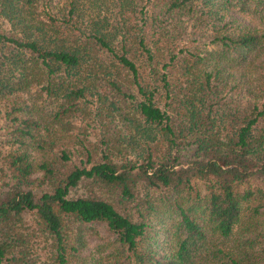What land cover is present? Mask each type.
<instances>
[{"label": "trees", "instance_id": "16d2710c", "mask_svg": "<svg viewBox=\"0 0 264 264\" xmlns=\"http://www.w3.org/2000/svg\"><path fill=\"white\" fill-rule=\"evenodd\" d=\"M0 264H264V0H0Z\"/></svg>", "mask_w": 264, "mask_h": 264}, {"label": "rangeland", "instance_id": "374dc122", "mask_svg": "<svg viewBox=\"0 0 264 264\" xmlns=\"http://www.w3.org/2000/svg\"><path fill=\"white\" fill-rule=\"evenodd\" d=\"M98 229H99V232H100L101 234H104V229L102 228V226H99ZM96 240H97V239L94 237V238L92 239V242H91V243H93V242L96 241Z\"/></svg>", "mask_w": 264, "mask_h": 264}]
</instances>
